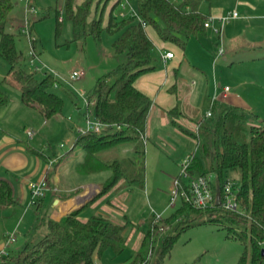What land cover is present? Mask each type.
<instances>
[{
    "label": "trees",
    "instance_id": "1",
    "mask_svg": "<svg viewBox=\"0 0 264 264\" xmlns=\"http://www.w3.org/2000/svg\"><path fill=\"white\" fill-rule=\"evenodd\" d=\"M46 1L47 9L38 20L54 11L59 33L63 19H60L62 11L58 0ZM211 1L135 0L137 15L129 12L124 16L113 12L116 5L120 6L117 2L109 10L105 23L108 0H83L79 4L75 0H64L63 15L72 23V40L83 41L90 36L102 40L104 33H108L114 35L111 46L115 54L126 55L124 61L99 76L87 93L90 100H96L93 119L101 123V131L78 133L75 140L86 152L80 170H110L112 175L97 195L58 220L36 212L23 245L7 249V254L0 257V264H96V257L106 249H111L115 255L124 251V223L101 214L87 218L80 214L121 182L142 187L145 184L146 132L153 100L135 86V81L157 70L162 60L146 27L151 26L162 41L184 48L192 36L206 30L204 23L208 15L199 8L202 2ZM36 2L30 0L35 8ZM13 8V0H0V56L9 66L8 74L21 84L22 100L37 105L45 116L51 117L62 112L64 106L63 98L52 90L58 80L48 72L37 78L34 71L22 67L26 57L16 46V34L6 29ZM31 28L29 19L31 51L38 55L40 39L32 35ZM7 101L8 96L0 87V105ZM205 106H209V100ZM167 114L176 129L197 140V151L191 153L189 177L213 172L216 175L213 192L218 198L228 180L227 171L238 170L239 206L237 210H230L215 199L212 206L200 208L182 200L169 216L157 219L156 215H150L138 254L129 264H162L179 232L203 223L223 227L226 237L243 244L242 254L235 264H264V118L260 120L256 113L224 101L213 102L211 116L196 121L197 129L179 122L184 115L179 104ZM115 147L121 148L122 153L126 148L129 152L121 159H104L103 153ZM50 179L48 173L47 181ZM12 204V187L8 181L1 180L0 211ZM166 225L176 234L160 238L159 229Z\"/></svg>",
    "mask_w": 264,
    "mask_h": 264
},
{
    "label": "crops",
    "instance_id": "2",
    "mask_svg": "<svg viewBox=\"0 0 264 264\" xmlns=\"http://www.w3.org/2000/svg\"><path fill=\"white\" fill-rule=\"evenodd\" d=\"M82 1L75 0V3ZM117 2L120 0H111L110 5H107V14L104 13L105 23L109 10ZM115 7H119V13L121 7ZM199 9L206 13L208 18L213 17L215 23L218 22L219 16L234 10L238 12V16L226 23L220 37L212 28L205 27L204 33L192 36L184 48L162 41L151 26L146 27L148 35L162 55L157 70L145 73L135 81V86L153 100L147 138L155 134L157 139L163 142L164 132H157L160 126L168 125L183 135L172 125L167 114L176 104H179L184 113L179 122L187 127L191 125V129H194L197 123L193 118L196 115L198 120L207 117V111H211V105L215 101L243 107L256 113L260 119L264 118V0H212L210 3L202 2ZM92 14L94 16L95 12ZM219 40L223 48L221 55L217 54ZM167 51H172L174 56L164 58L163 55ZM4 73L5 70L0 68V75H4L0 87L8 96L7 103L0 105V181L6 180L10 183L14 204L0 211V220L12 216L14 219L16 217V222L3 224L0 249L7 245L8 234L15 232L16 240L7 245L9 249L13 248L14 243L24 240L25 233L36 219V212L42 216L60 219L97 195L112 173L110 170L87 172L79 169L85 160L86 152L75 144V140L80 128L86 126V119L84 116L74 117L72 121L69 120L72 118H69V127L63 115L67 109L72 108L77 112L81 108L74 95V107L68 105L62 112L47 117L37 105L22 100L21 84ZM5 83L12 85L10 87L14 89L13 94L5 88ZM224 86L230 87L225 98ZM80 91L85 94L83 88ZM87 99L89 97L84 96L86 108ZM207 100L209 106L206 107ZM29 129L35 131L32 137L29 136ZM55 135H59V138L54 142L60 144L50 148V140L54 139ZM187 137L197 143L195 138ZM124 150L129 152L127 148ZM48 173L51 179L48 181L49 189L46 195L33 201L30 183L47 177ZM112 207L111 201L105 200L103 195L80 215L87 218L101 213L113 218L120 212ZM88 208H91L90 211ZM149 219L150 216L146 219L147 228ZM138 249L135 250L134 257L124 263L119 261L122 262L120 264H129L134 260ZM96 263L103 264L100 256L96 257ZM192 263L196 262L191 256L179 262ZM230 263L228 260L226 264Z\"/></svg>",
    "mask_w": 264,
    "mask_h": 264
},
{
    "label": "rangeland",
    "instance_id": "3",
    "mask_svg": "<svg viewBox=\"0 0 264 264\" xmlns=\"http://www.w3.org/2000/svg\"><path fill=\"white\" fill-rule=\"evenodd\" d=\"M110 1L108 0L107 5H110ZM173 1L180 3L182 0ZM13 2L14 8L8 16L6 29L16 34V46L26 57L22 67L26 71H34L29 61L31 44L29 41V30L25 26L27 16L30 19L32 35L40 39L38 44L39 60L36 61V64L41 69L34 71L36 77L41 78L46 72L56 77L58 82L55 83L52 90L63 98V108L68 105L69 107H74L72 95L77 98L78 105L81 108L77 112L71 108L67 109L66 113H63L69 127V120L72 121L74 117L84 116V119H86L87 108L85 107L84 96H88L87 93L99 76L110 71L126 59L125 54L119 55L113 51L111 43L114 35L104 33L102 40H96L90 36L83 41H74L72 40V23L64 18L63 15L64 0H58V8L62 11L60 19H63L59 33L56 32L54 11H51L45 18L38 20L46 11L48 1L37 0V12L34 13L31 11L26 12V6L23 1L13 0ZM130 4L136 10L135 0H130ZM119 10V7H115L114 13ZM125 10H129V6L126 5ZM106 14L107 11L105 12ZM0 68L5 70L4 74L8 75L10 79L16 81L12 74L7 73L9 66L1 56ZM82 69L85 71L82 77L75 80L69 78L73 70ZM3 78L4 75H0V80ZM4 86L12 94L14 93L13 87H10L12 85L9 86L5 83ZM81 88L85 90V94H81ZM90 109L92 111L90 116L93 119V107H90ZM193 120L198 122V115ZM161 132L165 134L163 142L157 139L155 134L147 138L144 186L142 187L137 183L128 184L124 181L104 195L105 200L111 201L112 209L115 208L117 212H120L112 219L120 224H125L122 234L125 237L126 248L118 255H115L111 249L103 251L100 256L103 264H120L134 257L136 254L135 250L139 248L144 231L147 228L146 219L153 214H160L163 217L169 216L180 204L179 200H176L174 205L170 203V189L174 178L179 177L182 173V163L185 157L189 152L197 151V143L184 134H178L169 125L166 127L160 126L157 133ZM55 136L54 139L50 140V146H52L50 148L58 147L60 144L54 142L55 139L59 138V135ZM124 151L123 149L122 153L121 148L115 147L105 151L103 158L110 160L121 159L126 152ZM227 179L237 184L239 181L238 170H228ZM88 209L90 211L91 208ZM109 217L111 218V216ZM13 221L16 222V217L14 219V217L8 216L6 219H1L0 234L2 233L3 224L6 222L7 225H10ZM173 232L176 234V231L172 228L167 229L159 237L161 238L163 235ZM23 242L24 240H20L14 243L13 248L22 246ZM243 247L240 241L226 237V231L223 227L211 223L198 224L179 232L177 241L164 257L162 264H179L181 259L190 258V256L195 258L196 263L192 264H226L228 260L229 263L231 262L230 264H234L241 256Z\"/></svg>",
    "mask_w": 264,
    "mask_h": 264
},
{
    "label": "built area",
    "instance_id": "4",
    "mask_svg": "<svg viewBox=\"0 0 264 264\" xmlns=\"http://www.w3.org/2000/svg\"><path fill=\"white\" fill-rule=\"evenodd\" d=\"M25 3L26 6V12H36V8L31 5L30 0H20ZM126 5L129 6V10L126 9ZM120 7L121 11L119 12L120 16H124L129 12H132L133 14L137 15V11L134 10L130 4V0H120ZM238 16V12L236 10L231 11L225 15L219 16L217 19V23L214 22L213 17L207 18L204 25L205 27H210L213 29V31L221 36L223 33L224 27L226 23L234 17ZM144 26H146L145 22H142ZM29 25V18L26 16L25 19V26L28 29ZM24 30V28H23ZM26 31V30H25ZM223 53V48L220 44L219 40V46L217 49V54L221 55ZM174 56V53L172 51H167L163 57L164 58H172ZM38 59V55L35 54V52L31 51V58L30 62L31 65L34 68V71H37L40 68L38 64H36V61ZM45 74V73H44ZM85 74V71L82 70H73L70 74V79L75 80L80 77H82ZM230 87L224 86L223 87V97H227L229 93ZM216 99V98H214ZM95 99H87V116H86V126L83 128H80V133H83L88 130H95V131H101L102 125L99 121L96 119H92L90 114L92 113L90 107H93L95 104ZM207 117L211 116V111H207L206 114ZM199 127V123L196 124L195 129ZM34 130L29 129L28 133L30 136L34 134ZM192 155L191 153L188 154L182 163V173L179 177L174 178L172 187L170 189V203L174 205L176 200L182 201L185 200L192 204L195 207L205 208L212 206L214 204V200L218 199L215 198L214 192H213V185L216 182V175L213 172L206 173L204 175H199L195 178H190L188 175V169L190 167ZM184 178V179H183ZM30 191H31V197L32 200H38L46 195L47 190L49 189V184L47 181V177H43L42 179L31 182L30 185ZM219 202L221 205L227 209L230 210H237L238 209V193H237V187L236 184L230 182L227 180L224 185L221 188L220 196H219ZM162 215L157 214L156 218L159 219ZM167 229H170V226H162L159 229V234H164ZM16 240L15 232L9 233L8 238L6 241V244L9 245L11 242H14ZM264 242V241H263ZM7 245H5L3 248L0 249V257L7 254ZM151 254V251H150ZM98 264V263H96Z\"/></svg>",
    "mask_w": 264,
    "mask_h": 264
},
{
    "label": "water",
    "instance_id": "5",
    "mask_svg": "<svg viewBox=\"0 0 264 264\" xmlns=\"http://www.w3.org/2000/svg\"><path fill=\"white\" fill-rule=\"evenodd\" d=\"M218 201H219V197H218V199H217Z\"/></svg>",
    "mask_w": 264,
    "mask_h": 264
}]
</instances>
